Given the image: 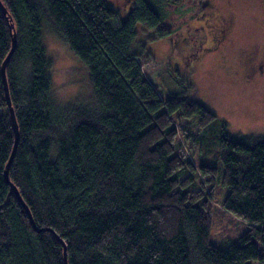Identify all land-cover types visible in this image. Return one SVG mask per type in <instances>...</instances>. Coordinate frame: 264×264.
Returning a JSON list of instances; mask_svg holds the SVG:
<instances>
[{
	"label": "trees",
	"instance_id": "16d2710c",
	"mask_svg": "<svg viewBox=\"0 0 264 264\" xmlns=\"http://www.w3.org/2000/svg\"><path fill=\"white\" fill-rule=\"evenodd\" d=\"M0 3V264H64L63 249L66 264H264V138L230 136L193 95L158 98L132 53L137 25L159 31L151 4L120 18L106 0ZM43 25L85 67L91 106L54 110ZM12 34L7 175L40 232L3 177ZM193 118L185 133L178 119ZM216 187L219 211L246 227L225 249L205 210Z\"/></svg>",
	"mask_w": 264,
	"mask_h": 264
},
{
	"label": "rangeland",
	"instance_id": "374dc122",
	"mask_svg": "<svg viewBox=\"0 0 264 264\" xmlns=\"http://www.w3.org/2000/svg\"><path fill=\"white\" fill-rule=\"evenodd\" d=\"M124 1L106 0L120 18L127 14L124 13ZM145 1L153 6L160 30H141L137 25L132 53L137 55L142 74L157 92L158 98L164 100L173 95H193L226 124L230 136L238 139L264 138V79L244 85L220 68L223 60L227 66L235 65L239 48L253 44L264 48V0H212L214 15L219 18L228 13L233 15V28L221 51L222 58L219 54L206 57L189 74L181 70L185 51L174 34L185 22L194 26L197 24L190 20L192 9L185 7L188 6L186 0ZM183 17L186 20L178 22ZM169 37L174 38L172 44ZM42 45L49 62V89L54 110L60 112L80 105L91 106L93 88L88 82L85 67L69 55L65 44L45 25L42 26ZM190 84L193 89H190ZM178 122L185 127V133L187 130L195 132L196 119H178ZM175 139L183 141L186 136L178 131ZM179 151L195 162L197 145L184 142ZM185 177H180L178 181ZM220 178L221 175H218L217 185ZM216 188L212 203L205 210L211 219L210 243L225 249L238 241L246 227L231 215L219 211L217 202L225 192Z\"/></svg>",
	"mask_w": 264,
	"mask_h": 264
},
{
	"label": "flooded vegetation",
	"instance_id": "af4514ba",
	"mask_svg": "<svg viewBox=\"0 0 264 264\" xmlns=\"http://www.w3.org/2000/svg\"><path fill=\"white\" fill-rule=\"evenodd\" d=\"M136 1H124L125 14L131 11ZM186 2L188 6L185 5V7L192 9L190 20L196 21L197 24L194 26L185 22V25L180 30L175 31L174 35L178 37L180 46L185 51L181 70L189 74L196 70L204 58L214 54L221 56V51L228 42V37L232 31L234 17L231 13L220 18L216 14L214 15L212 0H186ZM185 20L183 17L178 22ZM169 40L172 44L174 38L169 37ZM223 62L225 61L223 60L220 64L222 71L229 73L241 84L246 85L253 80L264 79V48L259 45L253 44L243 47V49L239 48L234 66H227Z\"/></svg>",
	"mask_w": 264,
	"mask_h": 264
},
{
	"label": "water",
	"instance_id": "95a60500",
	"mask_svg": "<svg viewBox=\"0 0 264 264\" xmlns=\"http://www.w3.org/2000/svg\"><path fill=\"white\" fill-rule=\"evenodd\" d=\"M0 9L2 10L3 14L6 13L5 9L3 8V6L1 5L0 3ZM15 44H16V36L15 34H12V37H11V47H10V50L9 52L7 53L6 57L4 58L3 62H2V65H1V74H2V79H3V83H4V89H5V97H6V103H7V106L9 108V113H10V119H11V123H12V127H13V130H14V145H13V148H12V151L10 153V156H9V159H8V162L6 163V166H5V170H4V173H3V177H4V180L5 182L9 185L10 189H11V192L13 193V195L15 196V198L17 199V201L21 204V206L24 208V210L26 211L27 215H28V218H29V221L33 227V229L37 232H40L41 230H46V229H38L36 228V226L33 224L32 222V219H31V216L28 212V209L26 208L24 202L22 201L19 193H18V190L16 189V187L8 180V175H7V172H8V167L12 161V158H13V155H14V151H15V147H16V142H17V125H16V122H15V118H14V115H13V109L11 108V105H10V101H9V97H8V92H7V88H6V77H5V67L14 51V48H15ZM63 260H64V264H66V257H65V249H63Z\"/></svg>",
	"mask_w": 264,
	"mask_h": 264
}]
</instances>
